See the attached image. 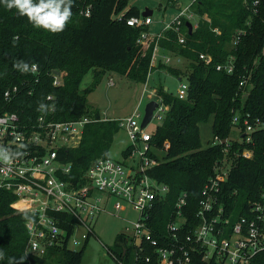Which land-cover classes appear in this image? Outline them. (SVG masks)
Instances as JSON below:
<instances>
[{
  "label": "trees",
  "instance_id": "obj_1",
  "mask_svg": "<svg viewBox=\"0 0 264 264\" xmlns=\"http://www.w3.org/2000/svg\"><path fill=\"white\" fill-rule=\"evenodd\" d=\"M82 1L72 0V16L56 32L34 25L27 14L20 15L15 7L9 9L0 4V112H15L28 125H33L50 106L55 108L56 121L85 116L96 119L85 126L77 148L61 152L62 161L73 166L69 179L75 183L82 180L95 161L109 158L114 136L120 130L118 120L102 121V113L90 108L88 95L108 73L145 84L153 70L155 47L154 42L148 48L138 44L142 32L149 28H133L126 23L128 18L141 14L140 9L130 6V0H97L90 17L81 14ZM125 11L123 19H114ZM192 11L197 19L192 34L187 26L190 21L182 18L185 44L179 43L174 30L166 31L158 42L165 52L190 61L187 73L159 65L169 74L185 78L189 84L186 100H180L162 86L157 91L170 107L151 141L166 155L161 159L152 153L160 164L148 172L170 188L151 219L152 234L160 246L175 242L167 226L173 220L182 193H187L188 198L183 209L187 223L181 234L190 233V224H197L202 188L215 176L216 164L226 157L224 146L212 145L211 139L229 138L236 115L241 127L247 117L251 124L257 121L264 124V0L256 13L247 0H198ZM238 35L241 39L236 44ZM200 54L211 56L212 63L206 65ZM231 58L232 73L217 70V66L226 65ZM34 65L36 73L31 71ZM53 71L62 73L61 86H54ZM90 71L93 81L82 90V81ZM244 79L247 84L240 88ZM15 85L20 87V92L7 102L4 93ZM210 119L213 137L204 147L200 125ZM165 143H169L168 149ZM244 150L251 151V158L239 155ZM129 154V149L124 151V158ZM227 159L232 167L221 187L220 202L233 226L240 218L250 216L251 203L261 200L264 192V128L252 134L251 143L234 141ZM15 200L13 193L0 192V264H81L86 246L79 251L57 247L43 257L27 256L26 222L31 216L13 209ZM110 251L119 263L160 264L154 247L146 244L141 253L123 234L118 235ZM147 257L149 263L145 261ZM195 264L205 263L197 259ZM253 264H264V251L254 258Z\"/></svg>",
  "mask_w": 264,
  "mask_h": 264
},
{
  "label": "built area",
  "instance_id": "obj_2",
  "mask_svg": "<svg viewBox=\"0 0 264 264\" xmlns=\"http://www.w3.org/2000/svg\"><path fill=\"white\" fill-rule=\"evenodd\" d=\"M96 1L83 0L81 14L90 17ZM247 1L250 2L252 12L256 13L263 0ZM197 2L171 0L181 10L176 18L166 24L160 34L153 35L150 30L142 32L138 44L148 48L152 42L155 43L152 62L156 59L158 42L166 31L174 30L178 34L179 43L185 44V36L181 33L182 18L190 22L196 18L192 7ZM126 11L114 16V19H123ZM126 23L133 28H149L153 18L141 13L128 18ZM215 32L220 34L218 29ZM240 39L241 35H238L235 43ZM200 59L206 65L212 63L211 56L200 54ZM165 63L170 64V59L165 58ZM217 70L232 73L233 59L226 65L217 66ZM31 71L36 73L37 66H32ZM52 76L54 86L63 84L62 73L58 76L53 71ZM246 84L247 80H242L240 88ZM113 85L111 80L110 86ZM188 89L189 84L184 78L176 96L186 100ZM19 92L18 85L8 88L4 93L5 100L11 102ZM152 96L151 100H155L158 106L149 124L157 120L158 127L164 122L170 107L157 91ZM48 100L51 101L52 97L49 96ZM54 112V106L47 107L33 125L23 124L15 112H0V192L13 193L16 200L11 207L31 216L26 222L27 256L43 257L48 250L57 247L72 251L83 249L95 234L98 218L111 212L118 215L122 210V202L137 214L135 220L125 219L128 225L124 236L141 253L145 251L146 244L154 247L160 264H195L197 259L205 264H253L254 258L264 251V192L261 200L251 203L250 216L240 218L233 226L225 216L224 205L220 202L221 187L227 181L232 167L227 153L234 141L251 143L252 134L264 128L263 123L257 121L251 124L247 117L241 127L239 116L236 115L232 124L241 130L239 139L229 137L224 140L217 136L211 139L212 145L224 146L226 157L216 164L215 176L202 188L196 214L197 224H190V233L181 234L187 223L183 209L188 198L187 193H182L175 205L173 220L167 226L175 242L173 245L160 246L159 241L153 237L151 219L158 205L166 200L170 188L148 173L160 164V160L153 157L152 153L158 155V150H164L151 143L156 130L147 131L149 124L142 129L144 113L141 114L137 108L131 116L118 120L120 129L126 131L130 140L129 156L121 162L110 157L98 159L89 167L82 180L75 183L69 179L73 166L62 161L61 152L77 148L85 126L96 119L85 116L77 120L56 121ZM101 120L111 119L102 116ZM164 146L168 149L169 143ZM239 155L251 158L252 153L244 150ZM106 249L105 255L116 260L117 256ZM145 261L149 263L150 258L147 257Z\"/></svg>",
  "mask_w": 264,
  "mask_h": 264
},
{
  "label": "rangeland",
  "instance_id": "obj_3",
  "mask_svg": "<svg viewBox=\"0 0 264 264\" xmlns=\"http://www.w3.org/2000/svg\"><path fill=\"white\" fill-rule=\"evenodd\" d=\"M130 6L137 7L141 12L149 8L154 12L153 18L157 25L163 28L165 24L171 23L181 11L169 0H130ZM195 21L196 18L194 17L192 22ZM187 69L185 70L187 71ZM167 75L163 69L156 81L157 83L154 81V78L157 77L155 75L150 76L146 87V84L108 73L102 78L98 88L88 95V104L92 110H99L104 117L113 120L129 117L137 108L143 114L147 103L153 99L152 94L155 87L160 88L165 85L169 88L170 93L177 95L180 82L176 76ZM111 80L114 85L110 87L108 83ZM92 81L93 71H90L84 77L81 89L84 90L89 87ZM153 82L155 83L153 84ZM158 123L157 120H153L146 130L154 132ZM212 123L213 120L210 119L207 123L200 125V138L204 147L208 146V141L213 137ZM240 133V128L234 126L230 138L239 139ZM129 145L130 140L126 131L121 128L114 136L109 157L115 161H123V152ZM157 153L161 158L166 155L162 150H158ZM122 204V210L118 215L111 212L102 214L98 218L94 228L95 234L90 237L87 243L81 264H119L110 255H105L106 248L113 249L118 235H124L128 225L125 219L135 220L137 218V214L130 206L124 202Z\"/></svg>",
  "mask_w": 264,
  "mask_h": 264
},
{
  "label": "clouds",
  "instance_id": "obj_4",
  "mask_svg": "<svg viewBox=\"0 0 264 264\" xmlns=\"http://www.w3.org/2000/svg\"><path fill=\"white\" fill-rule=\"evenodd\" d=\"M0 4L15 7L20 15L27 14L34 25L53 32L62 30L72 16V0H0Z\"/></svg>",
  "mask_w": 264,
  "mask_h": 264
},
{
  "label": "crops",
  "instance_id": "obj_5",
  "mask_svg": "<svg viewBox=\"0 0 264 264\" xmlns=\"http://www.w3.org/2000/svg\"><path fill=\"white\" fill-rule=\"evenodd\" d=\"M149 9V8H148ZM142 13V12H141ZM153 14H154V12H153ZM152 18H153V15H152ZM176 18V17H175ZM192 25H193V27L194 26H197V19H196V21L195 22H190ZM166 25V24H165ZM163 27H161V26H158L157 25V23H156V21L154 20V18H153V24L149 27V30H150V32L153 34V35H155V34H160V33H162L163 32ZM193 30H194V28H193ZM165 58H169L170 59V64H166L165 63ZM167 65V66H171V67H173V68H175V69H178V70H180V71H182V72H188V69H187V71L185 70L186 68H189V65H190V61L188 60V59H186V58H183V57H180V56H178L177 54H174V53H172V52H165L164 50H162V49H158L157 50V52H156V59L152 62V71L150 72V74H149V77L150 76H153V75H155L157 78H154V81L156 82L159 78L158 77H160L159 75H160V73L163 71V69H160L159 68V65ZM165 72L168 74V75H171V74H169L166 70H165ZM167 75V76H168ZM149 77H148V80H149ZM178 78V77H177ZM178 81L179 82H181V81H183V79H181V78H178ZM155 82H153V84L155 83ZM162 82H163V80H162ZM147 83H148V81L145 83L146 84V87L148 86L147 85ZM157 83V82H156ZM164 84V83H163ZM108 85L110 86V81H109V83H108ZM180 85V84H179ZM111 87V86H110ZM162 87H164V90L165 91H169V88L167 87V86H165V85H162ZM158 88L159 87H155L154 88V92L155 91H158ZM103 116V115H102ZM109 119H111V118H109ZM113 120V119H112ZM129 147V146H128ZM128 147L126 148V150L128 149ZM125 150V151H126ZM124 153V152H123ZM87 246V245H86Z\"/></svg>",
  "mask_w": 264,
  "mask_h": 264
},
{
  "label": "water",
  "instance_id": "obj_6",
  "mask_svg": "<svg viewBox=\"0 0 264 264\" xmlns=\"http://www.w3.org/2000/svg\"><path fill=\"white\" fill-rule=\"evenodd\" d=\"M143 16H152L153 15V11L146 8L143 12H142ZM187 26L189 28L190 34H192L193 32V25L188 22ZM61 72L60 71H56V75H60ZM158 103L155 100H151L150 102L147 103L146 107H145V112H144V118L142 121V129H145L147 127V125L150 123V121L152 120L153 117V113L154 110L157 108Z\"/></svg>",
  "mask_w": 264,
  "mask_h": 264
}]
</instances>
